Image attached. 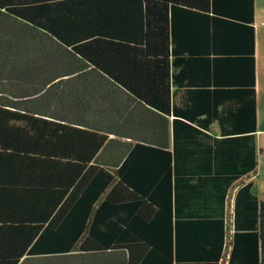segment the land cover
<instances>
[{"label":"trees","instance_id":"1","mask_svg":"<svg viewBox=\"0 0 264 264\" xmlns=\"http://www.w3.org/2000/svg\"><path fill=\"white\" fill-rule=\"evenodd\" d=\"M254 9L0 0V264H264Z\"/></svg>","mask_w":264,"mask_h":264},{"label":"crops","instance_id":"2","mask_svg":"<svg viewBox=\"0 0 264 264\" xmlns=\"http://www.w3.org/2000/svg\"><path fill=\"white\" fill-rule=\"evenodd\" d=\"M254 27H255V55H256V151L258 156V164L256 170L242 177V181H254L259 190V179L264 172V0H254ZM216 128V127H215ZM219 137V135H217ZM203 139V137H202ZM203 141V140H202ZM213 147L216 146L215 140L211 141ZM244 142V143H242ZM246 141H241L238 145L235 141L233 152H238L241 155H246ZM251 144V143H250ZM227 147H229L227 145ZM226 147V148H227ZM54 176V171L51 172ZM44 176V171L41 173ZM47 175V174H46ZM44 181V179H43ZM239 180L235 181L237 184ZM50 185V184H48ZM47 182L40 186L39 197L29 205H33L39 211L36 215L44 216L50 209L53 208L57 196V190L54 185L48 186ZM38 192V191H37ZM260 192V190H259ZM261 195V192H260ZM261 198V196H260ZM262 199V198H261ZM29 208V207H28ZM30 209V208H29ZM34 211V210H33ZM37 212V211H36Z\"/></svg>","mask_w":264,"mask_h":264},{"label":"rangeland","instance_id":"3","mask_svg":"<svg viewBox=\"0 0 264 264\" xmlns=\"http://www.w3.org/2000/svg\"><path fill=\"white\" fill-rule=\"evenodd\" d=\"M261 126H264V123L261 124ZM259 190L261 192L260 196H261L262 200L264 201V172H263L262 176L259 179Z\"/></svg>","mask_w":264,"mask_h":264}]
</instances>
